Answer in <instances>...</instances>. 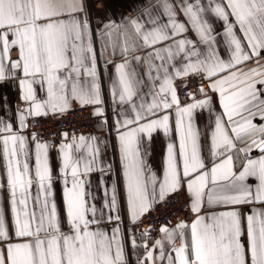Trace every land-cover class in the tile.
Returning a JSON list of instances; mask_svg holds the SVG:
<instances>
[{
	"label": "snow or ice",
	"instance_id": "1",
	"mask_svg": "<svg viewBox=\"0 0 264 264\" xmlns=\"http://www.w3.org/2000/svg\"><path fill=\"white\" fill-rule=\"evenodd\" d=\"M109 64L118 167L102 158L106 140L63 132L54 172L29 118L76 103L109 123ZM196 76L182 101L175 80ZM10 78L27 107L15 125L0 119V264H264V0H148L100 27L85 0H0V81ZM203 109L214 118L202 144ZM158 132L170 140L160 175L145 159ZM182 190L189 220L138 243L125 220L138 226Z\"/></svg>",
	"mask_w": 264,
	"mask_h": 264
},
{
	"label": "crops",
	"instance_id": "2",
	"mask_svg": "<svg viewBox=\"0 0 264 264\" xmlns=\"http://www.w3.org/2000/svg\"><path fill=\"white\" fill-rule=\"evenodd\" d=\"M148 0H102V4L97 7L89 6L87 1L85 0L86 8L90 12L93 23L96 27H100L104 22L108 20H116L120 21L122 18H127L134 16L142 7H144L147 4ZM182 19H186V17H182ZM219 27V25H217ZM192 39H196V36L194 33L190 34ZM221 47H223L221 45ZM13 56H15V52L12 53ZM221 55H224L223 52H221ZM119 58L116 57V61L118 62ZM104 61L101 60V65H103ZM104 71V80H105V111L109 117V123H104L103 117L95 116V123L94 127L90 131L86 132H78L74 133L77 136L80 134L84 135H95L100 140H106L107 146L106 151L103 154V159L107 162H110L114 165V171L115 168L118 167V151L116 148L113 147V143L115 140V134L114 132L109 135L111 124V117H112V111H111V97L108 92L109 87V80L108 78L111 75H114V68L111 64L107 66L106 69H102ZM180 78H177L175 80V83L178 82ZM175 86V84H174ZM181 97V96H180ZM197 98H202L201 96H198ZM182 101H186L181 97ZM190 101V100H188ZM213 103L215 107V111H221V107L218 103V95L213 94ZM79 104L74 103L73 107H78ZM27 104L22 99L21 94V88L18 83V81L15 78L5 79L3 81H0V119L12 121L15 124L18 123V117H19V110L26 108ZM72 107V108H73ZM90 108L91 113L93 114V108L92 106H87ZM214 118V113L210 112L208 109L203 110H197L195 115V123L199 127V130L201 132V142L204 143V137L208 136L210 139V129L212 120ZM27 134L28 132H32L29 129L24 130ZM34 133V132H32ZM71 136V134H70ZM63 139V138H62ZM61 140L57 141H47V140H40L41 142L47 141L51 147L49 148V161L53 168V171L55 172L58 167L61 164L60 160V154H59V144L62 142ZM178 139V138H177ZM169 137L163 135L162 132L155 133L153 135L152 141L149 146V154L147 157H145L148 165L151 167V169L157 173V175L161 174V168L162 164L166 160L167 150L166 146L167 143H169ZM205 152H207V146L204 148ZM258 154L257 152H254L253 155ZM34 163V161H32ZM2 158H0V165H2ZM2 167H0V174H2ZM99 173L94 172L90 179H91V185L89 187V191L94 195L97 199V201L100 200V198L103 196V189L105 185L103 183L100 184L99 188L97 187V178L99 177ZM114 179L116 176L114 175ZM62 182H58L55 184V192H56V200L59 204L62 199ZM0 202H3L0 200ZM158 205V204H157ZM156 205V206H157ZM7 207V205H5ZM155 206V207H156ZM155 209V208H154ZM247 211V209H245ZM191 216V213L188 212L184 219L181 220H189ZM127 221V220H125ZM128 222V221H127ZM162 233H160V237H162ZM137 242H141V238L139 236H136ZM142 249H133L131 260L134 262L136 259V256L140 254Z\"/></svg>",
	"mask_w": 264,
	"mask_h": 264
},
{
	"label": "built area",
	"instance_id": "3",
	"mask_svg": "<svg viewBox=\"0 0 264 264\" xmlns=\"http://www.w3.org/2000/svg\"><path fill=\"white\" fill-rule=\"evenodd\" d=\"M89 6L97 7L102 4V0H86ZM186 85V87H185ZM200 87V77H189L180 79L175 83V88L179 95L186 101L191 100L189 93L195 92ZM30 131L37 134L40 140L57 141L61 140L63 132L70 134L90 131L94 127L95 116L90 108L73 107L64 114H50L38 118H29ZM190 212L188 207V195L182 190L177 194L171 195L166 202L159 203L155 209L142 217V223L132 226L125 221L128 229L141 238L142 231L150 230L153 239H158L160 233L157 231L163 225H173L184 219Z\"/></svg>",
	"mask_w": 264,
	"mask_h": 264
}]
</instances>
